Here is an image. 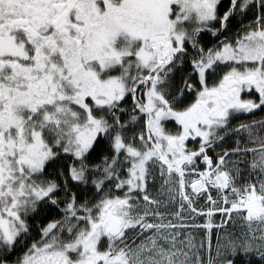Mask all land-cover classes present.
<instances>
[{
    "label": "snow or ice",
    "instance_id": "obj_1",
    "mask_svg": "<svg viewBox=\"0 0 264 264\" xmlns=\"http://www.w3.org/2000/svg\"><path fill=\"white\" fill-rule=\"evenodd\" d=\"M264 264V0H0V264Z\"/></svg>",
    "mask_w": 264,
    "mask_h": 264
},
{
    "label": "trees",
    "instance_id": "obj_2",
    "mask_svg": "<svg viewBox=\"0 0 264 264\" xmlns=\"http://www.w3.org/2000/svg\"><path fill=\"white\" fill-rule=\"evenodd\" d=\"M249 258H241L240 256L236 257V264H248ZM252 264H257L259 261V258L256 256H253L250 258Z\"/></svg>",
    "mask_w": 264,
    "mask_h": 264
},
{
    "label": "flooded vegetation",
    "instance_id": "obj_3",
    "mask_svg": "<svg viewBox=\"0 0 264 264\" xmlns=\"http://www.w3.org/2000/svg\"><path fill=\"white\" fill-rule=\"evenodd\" d=\"M225 3H227V0H224Z\"/></svg>",
    "mask_w": 264,
    "mask_h": 264
}]
</instances>
